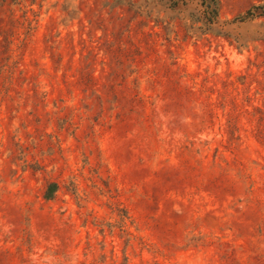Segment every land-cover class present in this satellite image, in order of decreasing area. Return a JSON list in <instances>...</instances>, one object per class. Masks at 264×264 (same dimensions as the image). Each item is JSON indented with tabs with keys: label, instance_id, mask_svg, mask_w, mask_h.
Returning <instances> with one entry per match:
<instances>
[{
	"label": "rangeland",
	"instance_id": "rangeland-1",
	"mask_svg": "<svg viewBox=\"0 0 264 264\" xmlns=\"http://www.w3.org/2000/svg\"><path fill=\"white\" fill-rule=\"evenodd\" d=\"M184 2L0 0V264H264V0Z\"/></svg>",
	"mask_w": 264,
	"mask_h": 264
},
{
	"label": "trees",
	"instance_id": "trees-1",
	"mask_svg": "<svg viewBox=\"0 0 264 264\" xmlns=\"http://www.w3.org/2000/svg\"><path fill=\"white\" fill-rule=\"evenodd\" d=\"M170 8H176L179 5H185L184 0H170ZM199 5L202 8L201 16L202 21L207 27H211L212 24L217 23L218 18V0H198ZM254 10H261L258 15H264V7H255ZM247 16H253L251 11H248Z\"/></svg>",
	"mask_w": 264,
	"mask_h": 264
}]
</instances>
